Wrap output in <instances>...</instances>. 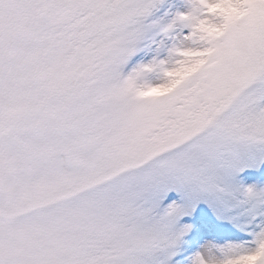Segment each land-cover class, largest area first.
Segmentation results:
<instances>
[{
	"label": "snow or ice",
	"instance_id": "snow-or-ice-1",
	"mask_svg": "<svg viewBox=\"0 0 264 264\" xmlns=\"http://www.w3.org/2000/svg\"><path fill=\"white\" fill-rule=\"evenodd\" d=\"M0 264H264V0H0Z\"/></svg>",
	"mask_w": 264,
	"mask_h": 264
}]
</instances>
